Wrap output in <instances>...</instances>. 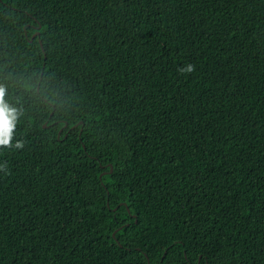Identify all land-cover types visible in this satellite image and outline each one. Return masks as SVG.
<instances>
[{
	"label": "trees",
	"instance_id": "1",
	"mask_svg": "<svg viewBox=\"0 0 264 264\" xmlns=\"http://www.w3.org/2000/svg\"><path fill=\"white\" fill-rule=\"evenodd\" d=\"M0 85V264H264V0H0Z\"/></svg>",
	"mask_w": 264,
	"mask_h": 264
},
{
	"label": "clouds",
	"instance_id": "2",
	"mask_svg": "<svg viewBox=\"0 0 264 264\" xmlns=\"http://www.w3.org/2000/svg\"><path fill=\"white\" fill-rule=\"evenodd\" d=\"M194 66L189 64L185 69L181 71L192 72ZM6 89L0 85V147L11 148L13 147V135L17 123V110L10 108L5 100L4 96ZM15 148H23V141H16Z\"/></svg>",
	"mask_w": 264,
	"mask_h": 264
},
{
	"label": "water",
	"instance_id": "3",
	"mask_svg": "<svg viewBox=\"0 0 264 264\" xmlns=\"http://www.w3.org/2000/svg\"><path fill=\"white\" fill-rule=\"evenodd\" d=\"M34 37V36H33ZM40 43H41V46H42V48H43V43H42V41H40ZM67 125V124H66ZM46 126V125H45ZM112 167V166H111ZM113 171V167H112V169H111V172ZM107 172H105V173H103V174H106ZM102 174V175H103ZM102 175H101V177H102Z\"/></svg>",
	"mask_w": 264,
	"mask_h": 264
}]
</instances>
